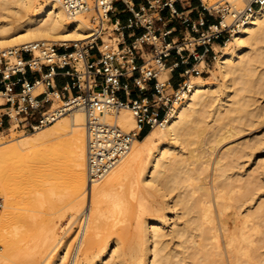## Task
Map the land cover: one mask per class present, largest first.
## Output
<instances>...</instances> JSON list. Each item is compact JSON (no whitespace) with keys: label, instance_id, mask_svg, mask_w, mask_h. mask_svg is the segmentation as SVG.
Instances as JSON below:
<instances>
[{"label":"bare ground","instance_id":"bare-ground-1","mask_svg":"<svg viewBox=\"0 0 264 264\" xmlns=\"http://www.w3.org/2000/svg\"><path fill=\"white\" fill-rule=\"evenodd\" d=\"M92 35L88 17L69 15L57 1L0 0L1 48L36 40L69 46ZM218 50L214 64L222 83L187 78L166 122L135 138L98 180L88 179L82 109L29 135L15 137L8 128L11 138L0 141V188L11 182L13 190L36 194L18 203L52 208L45 182L67 183L70 201L59 197L56 217L71 210L70 224L83 214L85 219L80 234L62 240L60 219L39 210L9 242L2 240L8 237L4 214L17 223L25 212H1L0 243H15L6 250L20 256L19 264H264V199L251 205L264 189V105L255 98L264 94V4ZM129 110L125 105L116 111L115 123L137 130ZM107 114L103 118L111 122ZM255 125L262 128L242 142L220 146ZM61 136L67 137L59 155L45 157L44 149Z\"/></svg>","mask_w":264,"mask_h":264},{"label":"built area","instance_id":"built-area-1","mask_svg":"<svg viewBox=\"0 0 264 264\" xmlns=\"http://www.w3.org/2000/svg\"><path fill=\"white\" fill-rule=\"evenodd\" d=\"M54 1L69 15L88 17L93 35L70 46L36 40L0 48V98L3 100L0 102V130L13 127L35 131L74 109H82L86 114L90 182L102 178L128 152L135 138L154 124H164L182 99L181 92L187 89L186 79L177 87L171 86L168 77L159 79L160 64L165 68L164 59L174 51L183 61L181 53L189 48L197 61L212 54L213 44H224L247 23L254 9L264 4V0H217L212 4L199 0L198 17L192 19L187 13L177 11L175 0H147L146 5L138 8L132 0ZM116 2H121L130 13L126 23L112 16ZM165 8L169 17L177 18L185 29L180 40L167 41L171 28L156 27V22L164 25L162 10ZM105 24L116 34L112 37L116 38L115 48L108 43L105 45L102 38L107 30ZM137 27L143 28L141 34L128 43L119 41L120 32ZM198 48H202L200 54ZM145 55H150L151 59H146ZM177 65L175 62L169 69ZM28 73L36 76L29 77ZM184 73L189 76L190 71ZM58 76L71 80L57 87ZM131 85L139 94L130 100L124 99L119 94L131 96ZM125 105L136 121L137 130L124 131L103 118L104 114L116 112Z\"/></svg>","mask_w":264,"mask_h":264},{"label":"rangeland","instance_id":"rangeland-1","mask_svg":"<svg viewBox=\"0 0 264 264\" xmlns=\"http://www.w3.org/2000/svg\"><path fill=\"white\" fill-rule=\"evenodd\" d=\"M205 4H211V3H213V2H215V1H217V0H202ZM105 26L107 27V30L105 31V33L102 35V36H105V42L106 43H108L111 47H113V48H115L116 47V45H115V38H113L112 39V37H116V34H114V33H112L110 30H111V26L109 25V24H105ZM109 35H111L110 37H109ZM109 38H111L112 40H107V39H109ZM50 42H52V41H50ZM72 43H69V46L71 45ZM115 45V46H114ZM221 45H223V44H221ZM220 45V46H221ZM220 46H218V48H214V51H213V53L212 54H208V57H204L203 58V60H204V62H203V65H202V67L199 69V71L198 70H196V71H192V72H190L189 73V75L191 76V75H200V76H202V77H204V78H206V80H208V81H212V80H215V81H218V83H222L221 81H222V79H221V77L219 76V74L217 73V70H216V67H215V64H214V60H215V57H216V55L218 54V52H219V47ZM1 48V47H0ZM145 58L146 59H151L150 58V55H145ZM151 63L152 64H155V62L154 61H151ZM261 66H259L258 68H260ZM167 75L168 74H166V71H164V70H162L161 72H160V74H159V79H166L167 78ZM189 76V77H190ZM188 76H185L184 77V79H187V78H189ZM38 90H41V88H39ZM226 91V89L224 88V87H222L221 86V89H220V91H219V95H220V97H224V92ZM255 95H257V94H255ZM262 95H264V94H262ZM262 95H260V94H258L257 96H255V98L257 99V104H262V105H264V96H262ZM3 100H2V98H0V102H2ZM56 102H58V100L57 101H55V103ZM257 104H254V105H257ZM253 107V106H252ZM122 109V108H121ZM119 111V110H118ZM117 111V112H118ZM130 111V110H129ZM117 112L116 113H114V114H107L108 116H110L111 117V123L113 122V123H115V120H114V116L117 114ZM130 113H131V111H130ZM132 114V113H131ZM67 115V114H66ZM68 116V115H67ZM54 123V122H53ZM116 124V123H115ZM51 125V124H50ZM257 125H259V124H257ZM257 125H255V127L257 128H254L253 126L251 127V128H253V129H250V128H247V126L245 127V128H247V130L245 129V131H241L239 134H236V136H234L233 135V138H227V139H225V141H223L222 142V144L220 145V146H222V145H230V144H232V143H236V142H242V140H244L245 138H248L249 136H250V134H252V133H254V131H256V130H258V129H260V128H262L261 127V125L259 126V127H257ZM49 126V125H48ZM48 126H45V127H43V128H46V127H48ZM121 126V125H120ZM262 126H264V125H262ZM248 127H250V126H248ZM43 128H40V129H43ZM122 129H124L125 131H128L129 129H126V128H123L122 127ZM249 129V130H248ZM36 131V130H35ZM35 131H22V130H20V129H14V132H13V135L15 136V137H21V136H24V135H29V134H31L32 132H35ZM243 133V134H242ZM248 133V134H247ZM144 134H142V135H140V137L139 138H141L142 136H143ZM237 135H240V136H237ZM243 135V136H242ZM67 136H61V137H58V138H56V139H54V140H52L51 141V143L44 149V152H43V155L45 156V157H56V156H58L59 155V152H60V150H61V147H62V141L66 138ZM240 137V138H239ZM11 137H10V135L8 134V128H4L3 130H0V141H3V142H7L9 139H10ZM235 138H237V140L235 139ZM230 139V140H229ZM229 140V141H228ZM235 140V141H234ZM262 149H264V147H262ZM247 167V164H245L244 165V169ZM252 168V167H251ZM249 168L247 167L246 168V170H248ZM45 186H47V188L49 189V191H51V193H50V196H48V199L50 200V203H52L53 204V206H52V208H49V205H47L46 203L44 204V207H41V208H39V206H36V208L35 207H33V206H31V204H25V205H23L24 203L22 202V204H21V202H19L18 203V201H22V199L21 198H23V199H27V198H31L32 196H33V198H34V196H36V194L34 195V193H32V192H30L29 190H21V191H16V190H13L12 189V186H11V182L10 183H8L7 182V184L6 185H3L2 186V188H0V202H1V206H0V214H2L1 212H3V211H7V212H10V211H12V214H13V212H14V216H16L17 215V213H19V215L22 213V212H25V213H23L24 215H22L21 217L19 216V219H18V221L17 220H15V221H17V223H14V221H12V220H14L13 219V216H12V218L9 216V214H11V213H7V215L6 214H4V218H5V225H4V227H3V229H2V232L3 233H5V234H7L8 235V237L7 236H5V237H7V238H3V235H2V237H0V239L1 238H3L2 240L3 241H8L9 240V242H10V240L11 241H14V240H16V239H18L20 236H21V234H19L18 233V231L20 232V233H22L23 232V227L25 228V224H26V222H29V221H32L33 220V215H34V219L36 218V217H38V211L39 210H42V211H44V214L42 213V215H44V216H49L50 215V217H52V218H54V220L57 222L59 219H58V217H56V215H57V209H58V206H59V197H63L64 198V200L66 201V202H69L70 201V199H69V192H70V186H69V184H67V183H56V181L54 180V179H48L46 182H45ZM1 187V186H0ZM29 191V192H28ZM261 192H264V189H261V191L260 192H258L257 193V195H258V197L259 198H257L256 197V199H254V201H251L252 202V204H251V202H250V204L251 205H253V207H252V209L253 208H255V206L257 205V203H258V201H259V199H264V196H259L260 195V193ZM36 193V192H35ZM256 195V196H257ZM21 199V200H20ZM63 200V201H64ZM21 204V205H20ZM23 205V206H22ZM30 206V207H26V206ZM33 205V204H32ZM35 205V204H34ZM86 206V201L84 202V204H83V208ZM33 207V208H32ZM245 209V207L243 206L242 207V209ZM22 209V210H21ZM9 210V211H8ZM36 210V211H35ZM18 211V212H17ZM46 212V213H45ZM50 212V213H49ZM55 212H57L56 214H55ZM49 213V214H48ZM71 213V210H68L67 212H66V214L64 215V216H61L62 218L58 221V225H59V230H58V236L63 240V239H65V240H67L69 237L70 238H73L77 233L78 234H80V229H81V227H82V224H83V221L85 220L84 219V214H83V216H78V218L75 220V222H73L72 224H70L69 222V220H70V217H69V214ZM27 215H28V217H27ZM31 215V216H30ZM9 217V220H8V217ZM31 217H32V219H31ZM12 219V220H11ZM15 219H16V217H15ZM9 221H12V223L11 222H9ZM20 221V222H19ZM171 221H172V219L170 218L169 219V221H168V223H167V225H169L170 223H171ZM8 222V223H7ZM6 224H9V225H6ZM6 226H8V227H6ZM15 226V227H14ZM22 228H21V227ZM12 227V228H11ZM6 228H8V230H6ZM14 228V229H13ZM15 228H17V229H15ZM19 228V229H18ZM10 229V230H9ZM17 232H16V231ZM7 231V232H6ZM92 231H94L93 229H89V232H92ZM9 232V233H8ZM10 232H11V234H13V235H11L10 234ZM12 232H15V233H12ZM18 233V235H15L16 236V239H14L15 238V236H14V234H17ZM10 235V236H9ZM14 238H13V237ZM13 238V240H12V238ZM4 239H6V240H4ZM8 239V240H7ZM1 241V240H0ZM16 242V241H15ZM8 243V242H7ZM13 243V242H12ZM12 243H10V244H12ZM6 244V242H1L0 243V251L1 250H4V251H2V252H0V254H2L3 256H1L0 257V264H13L14 263V260L16 259V257H17V259H16V261L18 262L17 264H19V260L21 259L20 258V256H16V257H14V256H12V253H10L11 252V250L12 249H10V251H7L6 249H8L9 250V247H10V244H8L7 246L5 245ZM14 244V246H15V243H13ZM6 247H5V246ZM13 246V247H14ZM259 246H260V249L259 250H261L260 252H264V244H259ZM262 246V247H261ZM3 247H4V249H3ZM12 246H11V248H13ZM6 250V251H5ZM7 252H9V254L7 253ZM4 253V254H3ZM1 258H3V259H5L4 261H3V259H1ZM2 260V261H1ZM10 261V262H9ZM15 264V263H14ZM21 264V263H20Z\"/></svg>","mask_w":264,"mask_h":264},{"label":"crops","instance_id":"crops-1","mask_svg":"<svg viewBox=\"0 0 264 264\" xmlns=\"http://www.w3.org/2000/svg\"><path fill=\"white\" fill-rule=\"evenodd\" d=\"M132 2L134 3L136 8L147 4V0H132ZM175 7L178 12L187 13L190 18L196 19L198 17V13L200 10V2L199 0H175ZM113 9L114 12L112 16L118 18L122 23H126L127 18L130 16V13L124 7V5L121 2H116L114 3ZM162 15L165 17L164 25H161L160 23L156 22V27L160 30L171 28V34H169L166 38L167 41H169L170 39H172L173 41L180 40L185 31L183 25L180 23V21L177 18H170L169 12L166 8L162 10ZM142 32H143V28L141 27L128 28L120 32L117 37L119 38L120 42L124 41L125 43H128L132 40L134 36H137ZM220 45L213 44V47L218 48V46ZM201 52H202V48H198V53L200 54ZM181 55L183 56V61H181L180 57L177 54H175L174 51H172L171 55L164 59L165 68L162 66L163 67L162 70L166 71V74H168L167 77L169 78V82L173 87H177L178 84H180L184 80V77L186 76L184 73L185 70H189L190 72L196 71L198 69L195 67V65L200 63L201 61L204 62L203 58H201L199 61L195 60V58L192 56L191 48L183 51ZM204 57L206 58L208 57V55H205ZM138 62L140 63L141 60H138ZM175 62H177L178 65L175 68H173V70H170L169 68ZM28 76L34 77L36 76V74L28 73ZM70 80L71 78L69 77L58 76L55 79V83L57 87H60L63 83ZM130 90L132 93L131 96H126L122 93H120L119 95L124 99L130 100L131 98L139 94L138 90L132 85L130 87Z\"/></svg>","mask_w":264,"mask_h":264}]
</instances>
